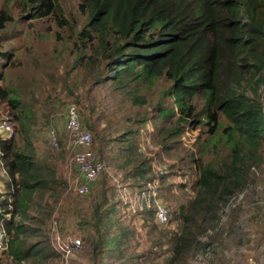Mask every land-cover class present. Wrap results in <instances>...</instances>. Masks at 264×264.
Segmentation results:
<instances>
[{"label": "trees", "instance_id": "16d2710c", "mask_svg": "<svg viewBox=\"0 0 264 264\" xmlns=\"http://www.w3.org/2000/svg\"><path fill=\"white\" fill-rule=\"evenodd\" d=\"M79 1L85 20L76 33L60 0H0V99L26 131L23 113L29 102L21 87L4 85L10 83L14 66L13 48H4V38L16 35V26L26 21L52 18L55 26L49 31L75 55L63 83L69 87L71 70L83 73L74 83L78 96L79 90L90 94L96 86L110 85L113 94L119 92L124 101L141 106L136 122L142 127L152 123L154 137L166 150L177 147L186 130H198L194 149H187L182 159L187 171L198 172L195 201L186 214L184 232L162 233L169 253L158 264H175L192 245L191 218L201 216V223L208 215V221L217 218L219 208L245 186L252 164L260 166L264 160V100L259 91L264 83V0ZM74 36L77 40L72 41ZM89 99L91 110L80 117L95 143L126 141L122 166H132L127 173L131 183H138L140 192L148 191L149 180L154 181L152 166L139 156V143L131 140L135 131L115 121L99 129L94 115L100 122L110 115L101 101ZM15 136H0V168L6 171L0 182L7 181V190L0 192V226L9 239V252L0 253V264L7 255L14 264H40L54 255L53 244L21 238L29 232L16 216L21 210L25 214L39 193L51 191L57 199L61 184L54 162L39 158L30 141L24 144ZM176 156L182 158L177 148ZM160 177L164 181L167 175ZM110 200L103 191L96 194L92 216L84 219L92 264H141L140 255L125 254L124 245L132 236L111 219ZM32 234L38 238L35 230Z\"/></svg>", "mask_w": 264, "mask_h": 264}, {"label": "rangeland", "instance_id": "374dc122", "mask_svg": "<svg viewBox=\"0 0 264 264\" xmlns=\"http://www.w3.org/2000/svg\"><path fill=\"white\" fill-rule=\"evenodd\" d=\"M60 1L66 11L69 25L73 24L74 31L78 33L85 20L78 10L80 1ZM54 26L52 18L32 19L17 25V34L12 38H4V48L12 47L14 51V66L9 76L11 81H5L4 85L12 89L21 87L25 100L29 102L28 109L23 113L27 130H21L22 121L19 119L15 137L20 138L24 144L30 141L31 149L39 158L47 157L54 162L61 184L57 189V199V195L51 191L39 193L25 214L22 210L17 214L16 221L23 223L29 232L26 235L23 232L21 238L28 241L40 239L52 246L50 227L53 219L57 218L61 222L62 235H76L83 240L82 249L73 255L70 264H92V245L84 238L89 231L84 219L92 216L93 197L103 191L106 197L111 199V219L117 226L128 228V235L132 236L124 245L125 254L140 255L138 261L141 264L162 263L169 253L167 238L162 233L184 232L186 214L192 209L197 195L193 181L198 172L187 171L182 159L187 156V149H194L193 143L198 130H186L180 144L166 150L161 139L154 137L155 129L152 123L148 122L142 127L136 122L139 117H136V113L141 106L124 101L119 92L113 94L110 85L96 86L90 94L79 90L82 93L78 96L74 83L82 80L83 73L78 69L71 70L69 87L63 83L66 71L71 68V65L68 66L71 63L70 57L74 59L75 55L65 49L64 40L49 31ZM11 29L12 26L9 31ZM75 40L77 36H74L72 41ZM259 89L264 100V83ZM89 95L93 103L101 101V106L105 107L110 115V119L101 122L99 116L94 115L99 119V129H104L108 121H115L120 123L122 129L135 131V134L130 136L131 140L139 143V156L149 159L152 166L151 177L154 181L149 180L148 191L140 192L139 184L131 183L127 173L133 171L132 166H122L126 158L121 150L127 147V142L113 140L103 144L94 141L97 155L106 162L107 170L96 181L89 194L80 196L74 192L73 185L78 179V171L73 162L75 149L65 128L66 107L75 103L80 116L83 117L82 112L88 113L91 110ZM7 108L5 104L2 107L4 111L9 112ZM142 115L140 114V118ZM83 118L82 122L86 126ZM52 127L60 137L58 148L52 147L47 138V131ZM121 131L113 135L118 137ZM176 148L182 158L176 156ZM252 165L245 186L230 198L225 207L219 208L217 218L208 221L211 218V215H208L209 219L205 223L200 222L201 216L191 218L188 227L192 245L188 251L181 254L175 264H264V160L260 166L255 162ZM5 172L1 167L2 181ZM165 174L167 178L162 181L160 176ZM6 182H3L5 187L1 188V193L7 190ZM161 204L169 210L168 220L164 223L159 221L156 215V207ZM144 207L147 208L146 212ZM34 230L38 238L32 237ZM197 242H200V245ZM52 254L54 255L49 260H42L40 264H60V256H57L55 250ZM2 260L5 264H14L10 255Z\"/></svg>", "mask_w": 264, "mask_h": 264}, {"label": "built area", "instance_id": "2783aa9c", "mask_svg": "<svg viewBox=\"0 0 264 264\" xmlns=\"http://www.w3.org/2000/svg\"><path fill=\"white\" fill-rule=\"evenodd\" d=\"M6 105L0 99V136L12 138L16 135L18 126L9 112L2 109ZM65 128L69 134L72 147L75 149L73 162L78 171V179L73 185V190L80 196L89 194L101 175L106 172V162L97 155L94 147V138L80 117L79 108L75 103H70L66 107V124ZM47 138L50 145L58 148L60 137L55 128L47 131ZM72 186V184L70 185ZM157 219L166 222L169 216V210L163 205L156 207ZM59 217V216H58ZM61 222L54 218L50 227L52 244L55 251L60 256V264H70L73 255L83 247V240L76 235H62L60 233ZM9 252V239L4 226H0V253Z\"/></svg>", "mask_w": 264, "mask_h": 264}, {"label": "crops", "instance_id": "0c3cea01", "mask_svg": "<svg viewBox=\"0 0 264 264\" xmlns=\"http://www.w3.org/2000/svg\"><path fill=\"white\" fill-rule=\"evenodd\" d=\"M2 187H5V186H4V183H3V182H0V189H1ZM1 191H2V190H1Z\"/></svg>", "mask_w": 264, "mask_h": 264}]
</instances>
